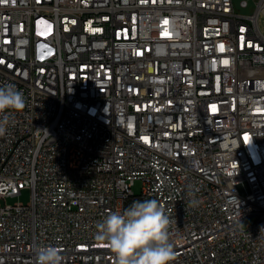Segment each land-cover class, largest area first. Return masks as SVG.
I'll use <instances>...</instances> for the list:
<instances>
[{"label": "built area", "instance_id": "1", "mask_svg": "<svg viewBox=\"0 0 264 264\" xmlns=\"http://www.w3.org/2000/svg\"><path fill=\"white\" fill-rule=\"evenodd\" d=\"M6 84L0 264H115L97 225L147 199L173 264H264V0H0Z\"/></svg>", "mask_w": 264, "mask_h": 264}, {"label": "clouds", "instance_id": "2", "mask_svg": "<svg viewBox=\"0 0 264 264\" xmlns=\"http://www.w3.org/2000/svg\"><path fill=\"white\" fill-rule=\"evenodd\" d=\"M26 107L24 94L13 84L0 87V137L10 123L9 113ZM170 217L156 199L134 200L122 213H110L97 225L96 238L113 254L115 264H173ZM35 264H62L60 249L40 247Z\"/></svg>", "mask_w": 264, "mask_h": 264}, {"label": "rangeland", "instance_id": "3", "mask_svg": "<svg viewBox=\"0 0 264 264\" xmlns=\"http://www.w3.org/2000/svg\"><path fill=\"white\" fill-rule=\"evenodd\" d=\"M240 0H235V2H239ZM139 188H140V183L138 182L137 185L135 186V190H138L139 191ZM31 199V190L30 189H23L20 194H17L15 196H11V197H8L6 199V203L7 204H15V203H18V202H22V203H27L29 202ZM3 202V200H2Z\"/></svg>", "mask_w": 264, "mask_h": 264}, {"label": "snow or ice", "instance_id": "4", "mask_svg": "<svg viewBox=\"0 0 264 264\" xmlns=\"http://www.w3.org/2000/svg\"><path fill=\"white\" fill-rule=\"evenodd\" d=\"M164 23L167 24V21H165ZM225 63H227V62H225Z\"/></svg>", "mask_w": 264, "mask_h": 264}]
</instances>
